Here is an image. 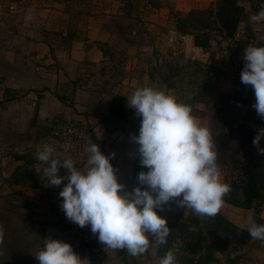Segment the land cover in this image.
Instances as JSON below:
<instances>
[{
  "label": "crops",
  "instance_id": "obj_1",
  "mask_svg": "<svg viewBox=\"0 0 264 264\" xmlns=\"http://www.w3.org/2000/svg\"><path fill=\"white\" fill-rule=\"evenodd\" d=\"M211 1L176 0L175 7L188 11L204 8ZM118 5L119 2L113 1L106 8L104 4L100 9L96 6L82 19L78 5L71 9L54 0H22L21 5L9 8L0 0V144H15L13 148L0 147L2 151L7 150L0 154L2 176L8 177L21 163L13 157L15 151L36 149L45 143L53 146L51 137H37L32 130L24 133L32 127L31 120L47 123L57 117L87 126L91 142L99 144L105 155L115 153L110 162L117 169L118 181L129 190L136 185L135 144L130 135L139 134L140 121L133 109L129 108L121 119H115L108 110L115 94L127 99L137 87L165 84L161 76L168 69L167 54L152 37L157 25L165 27L167 13L166 7L149 12L144 27L148 32L141 29L136 38H129L119 34L116 25L111 24L112 14L120 13ZM101 46L108 47L109 51L104 52ZM181 55L190 60L202 57L201 49L193 43ZM6 88L18 98L4 100ZM55 149L58 156L67 158ZM85 163L86 160L75 162V166L82 169ZM43 167L40 162L34 166L40 173V187L18 186V189L26 191L32 200L44 197L42 200L48 209L50 204L60 209L58 194L63 184L47 186ZM59 174L65 175L66 170L61 168ZM219 211L245 229L246 219L254 212L252 208L243 209L226 202ZM258 215L264 219V203ZM89 235L92 250L102 256L101 264H158L161 258L156 255L155 243L144 255L133 257L123 249L105 248L97 236ZM245 248L256 264H264L261 241L252 239ZM234 254L238 253L231 252L230 256ZM83 260L87 263L88 256Z\"/></svg>",
  "mask_w": 264,
  "mask_h": 264
},
{
  "label": "clouds",
  "instance_id": "obj_2",
  "mask_svg": "<svg viewBox=\"0 0 264 264\" xmlns=\"http://www.w3.org/2000/svg\"><path fill=\"white\" fill-rule=\"evenodd\" d=\"M251 21L264 22V5L253 13ZM241 83L255 95L251 105L264 121V46L249 44L243 50ZM127 106L140 121L139 134H131L137 145L135 153L140 171L130 190L118 181L117 169L110 162L115 153L105 155L99 144L91 141L84 168H77L72 158H62L50 144L39 145L34 159L44 165L47 186L59 187L60 209L72 223L91 233L105 248L126 250L133 257L144 255L150 247L149 235L159 245L167 244L170 228L158 215L165 205L175 203L191 209L200 217H215L231 191L223 182L218 165V149L208 127L192 115L190 105L155 85L137 87L127 97ZM264 127L253 139L258 154L264 155ZM66 170L60 175V169ZM66 181V183H64ZM252 239L264 243V223L252 217L245 221ZM4 228L0 225V243ZM176 249H169L158 264H178ZM38 264H84L73 246L52 236L43 238V247L34 254Z\"/></svg>",
  "mask_w": 264,
  "mask_h": 264
},
{
  "label": "trees",
  "instance_id": "obj_3",
  "mask_svg": "<svg viewBox=\"0 0 264 264\" xmlns=\"http://www.w3.org/2000/svg\"><path fill=\"white\" fill-rule=\"evenodd\" d=\"M54 1L62 3H67L68 1L69 3L65 5L74 9L75 5L80 6L89 0ZM118 2L120 13H115L111 18V23L116 25L118 33L123 36H129V38L135 36L131 34V27H133L136 22V24L139 23L140 30L138 29V31L143 29V31L145 30V32H147L144 28L146 22H143V16L140 17L142 21L136 19L131 24L128 20L126 21V18L127 15L129 16L133 12L131 13L129 9H125L124 0H118ZM158 6L159 5H156L155 8L147 12L157 10ZM66 8L67 10L69 9L68 7ZM174 8L169 9L167 19L168 24L164 29L166 30L168 27H172L177 31L191 35L193 44L201 49L202 54L200 59L190 60L196 65L209 64L212 66L211 69H215L216 67L213 62L214 60L219 62L222 60L219 54L224 50L223 47H225V44H236L244 37L246 38L247 36V38H250L252 36V34L249 35L247 28L244 27L245 32L241 39L235 42L227 41V38L233 35L236 28L243 21L245 9L239 3V0H213L204 8H192L189 11H182ZM77 10H80L79 12H81L80 8ZM214 26L218 28L219 36L222 38L218 44L221 48L212 43L210 31ZM262 43L264 46V35ZM101 48L104 52L109 51L108 47L104 48L101 46ZM229 58L227 56L226 60H229ZM165 64H167L166 66L168 69L172 70L168 62ZM166 72L169 73V71ZM202 72L203 71L199 73L201 74ZM171 74L172 73H169V75H165L162 78V81L166 83V86H172V82L169 81ZM196 81L197 77L194 76L191 78V83H195L197 87V91L192 97L193 101L201 102L216 90V80L213 78V75L205 74V76L199 81ZM236 85L240 87L238 80L234 78L229 89L216 92L214 103L216 107L223 112L224 116H226L225 119L241 108L240 100L243 99V92L247 95L249 93L250 96L255 99L254 92L250 86H247L246 89L240 91ZM11 98L18 97H15L9 89H4L3 99L10 100ZM60 98L62 101L65 99L63 96ZM183 101L192 108V102L187 103V99ZM128 109L127 99L124 96L118 94L112 96L108 110L110 115L115 119H121L127 115ZM196 113V109H192V114L195 115ZM65 122H67V120L55 117L47 123L37 122L35 119H32L29 125L32 126L33 133H35L37 137L39 135H44L54 138V129L60 123ZM259 123L261 122L259 121ZM256 124L258 123H238L234 127L231 126V128H227V131H224L223 133L221 132V135L228 138L232 134L237 137L240 142H246L247 140L246 144L253 147L250 143L253 138L251 131ZM248 131L249 135L246 137L242 136ZM261 146L264 147V140ZM136 147L137 145H135V149ZM241 148L242 147L235 146L228 150H230L231 154H235L238 153ZM35 151V148L28 147L24 148L22 152L15 151L12 154L15 160H19L21 163L16 165L15 170L8 176L11 183L20 188H37L41 186V180L39 178L40 173L34 170V166L39 162L34 159ZM140 171H147V169L141 167L138 156L134 151L133 174L135 184L137 183L136 177ZM226 183L230 185L231 191L224 197V202L243 209L252 208L254 210L252 218H254L257 223H264V219L258 215V210L264 203V155L258 154L257 150L253 149L249 165L243 175L232 177ZM13 194L14 195L12 196L14 198H21L23 200V205H27L28 197L30 198V196L26 191L19 189L18 191H14ZM173 204L174 203L165 205V207ZM16 206H21V204H16ZM32 206H37V203H32ZM48 207L50 208V212H54L56 216L53 217V215L51 216L50 214L51 218L44 219L46 225H43L40 221H36V226L34 225V227H30L29 225L28 229L25 225L22 227L24 230H27L25 232L26 241L21 250L26 253L30 259L28 261L24 260L19 262L18 264H38V261L34 258V254L43 247V238H47L48 236L70 243L73 246V250L81 257V259L88 256V262L85 264H101L102 256H100L98 252L92 250V245L89 240L90 233L86 234L81 232L79 226L70 222L65 217L62 210L56 208L53 204H50ZM2 208L3 205L0 206V212ZM188 211V215L183 219L172 221L167 220L170 228V235L167 238V244L159 245L155 242L154 238L149 235V249L152 247L153 243H155L156 255L161 257H163L167 250L176 249L178 264H221L223 262L226 264H234L236 256H230V250L235 252L240 250L244 252L246 250V244L251 237L247 229L234 224L220 211L215 217H200L191 209H188ZM158 215H160L159 210ZM2 248L3 246L0 245V251ZM5 249L7 251L6 245ZM7 256L8 251L6 256L4 258L2 257L1 260L4 264H13L11 259Z\"/></svg>",
  "mask_w": 264,
  "mask_h": 264
},
{
  "label": "rangeland",
  "instance_id": "obj_4",
  "mask_svg": "<svg viewBox=\"0 0 264 264\" xmlns=\"http://www.w3.org/2000/svg\"><path fill=\"white\" fill-rule=\"evenodd\" d=\"M113 1L118 2V0H89L87 2H84V4L80 5L79 7L81 9L80 14L82 15V19L84 15H86L92 8L94 9L96 6H98L100 9L101 7H103L102 6L103 4L105 5L106 8L107 7L106 5H111ZM259 1H261L264 4V0H259ZM175 2L176 0H124L125 9H129L131 13L133 12L131 15L129 16L127 15L126 21L128 20V22L132 24L136 19L142 21L140 17L143 16V22H147L148 19L146 18V16L149 13L147 11L155 8L156 5H159L157 10L161 7L163 8L166 7L165 9L168 19L169 9L175 7ZM67 3L69 2L67 1ZM239 3L245 9L242 25L247 28L249 35L252 34V36L250 37L251 39L247 38L246 36V38L244 37L241 41H239L236 44H228V45L225 44V47H223L224 49L223 51L226 52V56L225 58L222 57L221 58L222 60L220 62L214 60L213 63L215 64L214 65L216 67L215 69H211L212 66L209 64L196 65L195 63L191 62L190 59L184 58V56H182L181 54L179 55L176 54L174 56L172 54H168L166 56L167 58L165 59H167L166 62L169 63L172 70L170 69L167 70L165 68V71L167 70L169 71V73H172L170 75L171 78L169 80L170 82H172V86H166V83L162 85L163 90L177 97L179 101L184 102L183 100L187 99V103L192 102L191 103L192 109H196L197 111L195 115L194 114L192 115L196 117L203 126L209 128L213 140L217 145V149H218L217 162L222 173V180L225 183L232 177H236L237 175H243L244 171L249 165L250 156L253 149L256 150V148L253 146L252 143L254 136L256 134V130L259 127H264V121L260 120L257 117L255 109L251 107V105L255 102V99L254 97L250 96L249 93L248 96L247 94H245V92H243V96H242L243 99L240 100L241 108L236 110L231 116L227 117L226 119H225L226 116H224L223 112H221L214 103L216 98V92L229 89L230 86L232 85L234 78H236L240 84V87L236 85V87H238L240 91L241 90L243 91L244 89L247 88V86L241 83V79H240V74L244 67V61L242 59L243 50L249 44H256V45L260 44V46H263L262 39L264 35V22L257 24L251 21V16L253 15V12L251 11L252 8L251 0H239ZM174 9H179V8L175 7ZM136 23L134 24L133 27H131V30L135 29L136 31V32L131 31V34L135 35L133 36L135 38L137 37L139 32L138 31L139 23L138 24ZM167 24L168 22L165 24V26H167ZM140 32L142 33V31ZM153 32L155 35H153L154 37L152 38H154V40H157V43L159 44V47L162 50L164 36L166 32L164 26L157 25V28H155ZM210 33H211V39L213 45L220 47V45L218 44L222 38L221 36H219L218 28L214 26L211 29ZM227 56L228 58L230 57L229 60H226ZM183 58L185 60H183ZM201 71H203L204 73L202 72L200 74L199 72ZM167 73L168 72L164 73L161 76V82H163L162 81L163 76L169 75V73L168 74ZM205 74L213 75V78L216 80V90L201 102L193 101L192 97L197 91V87L195 83H191V78L195 76L197 77V81H199L202 77L205 76ZM259 121L261 123H259ZM238 123H245V124L258 123L253 127L251 131L253 138L251 139V141L249 139L253 147L249 146V144H246L247 140L246 142L243 141L240 142L239 139L233 136L231 133H230L231 136H229L228 138H225V136L221 135V132L223 133L224 131H227V128L229 127L231 128V126L234 127ZM31 130L33 131L32 127L27 128L24 131V133H28ZM247 135H249V131L242 136L246 137ZM52 141H53V146L55 147L53 138ZM262 142L263 140L261 141V145ZM5 143L0 144V147L13 148V146H15V144H11V143L5 144ZM235 146L242 148L241 150H239L238 153L231 154L230 150L228 149ZM3 151H7V150H3ZM3 151L0 150V154H2ZM86 159L87 157L84 160ZM75 162H81V161H75ZM18 190H19L18 186L11 183L8 177L2 176L0 172V206L3 205V208L0 212V222H1L0 225H3V228L5 230L3 242L0 243V245L3 246L2 250L0 251V264H4V262L1 259L2 257L4 258L6 256L7 251H8L7 257L11 259L13 264H18L19 262H22L24 260L28 261L30 259L29 256H27V254L21 250V248L23 247L26 241V235H25L26 230L28 229L29 226L30 227H34V225L36 226V221H40L42 222L43 225H46L44 219L51 218L52 215L53 217L56 216L54 212H52L53 213L52 214L50 212V209L46 208V205L42 200L44 197L42 198V196L37 200L35 199L36 201L32 200L34 199L32 196L30 198L28 197L29 204L27 203L26 206L23 205L22 203L23 200L21 198L19 197L14 198L12 196L14 195L13 194L14 191H18ZM32 203H37V206L35 207L32 206ZM16 204H21V206L17 207ZM188 213H189L188 209L180 208L176 206L175 203L171 205V207L169 206L168 208L165 207L162 213L160 211V215L166 218V220L168 221L183 219L188 215ZM24 225L27 227L26 230L22 228ZM5 245L7 251L5 249ZM230 251L235 252L233 250ZM236 252L238 254H234L236 256V261L234 262V264H256L255 261L249 256V253L245 251L243 252L241 250ZM221 264H224V262Z\"/></svg>",
  "mask_w": 264,
  "mask_h": 264
},
{
  "label": "built area",
  "instance_id": "obj_5",
  "mask_svg": "<svg viewBox=\"0 0 264 264\" xmlns=\"http://www.w3.org/2000/svg\"><path fill=\"white\" fill-rule=\"evenodd\" d=\"M9 8L17 7L22 4V0H2ZM134 32V31H133ZM244 26L242 23L236 28L231 37L227 38L229 42L238 41L244 35ZM191 35L182 33L172 27H168L165 32L162 49L168 55L186 53L188 47L191 45ZM194 45V44H193ZM219 56L222 58L226 56V52L222 51ZM90 129L76 121H67L60 123L54 129V144L55 147L67 158H72L74 161H82L87 157L85 147L90 141ZM81 232L91 233L90 226L83 228L79 227Z\"/></svg>",
  "mask_w": 264,
  "mask_h": 264
},
{
  "label": "water",
  "instance_id": "obj_6",
  "mask_svg": "<svg viewBox=\"0 0 264 264\" xmlns=\"http://www.w3.org/2000/svg\"><path fill=\"white\" fill-rule=\"evenodd\" d=\"M252 2V8L251 11L253 13H258L261 9V6L264 5L261 1L259 0H251ZM252 240V238L250 237V239L248 240L247 244Z\"/></svg>",
  "mask_w": 264,
  "mask_h": 264
}]
</instances>
